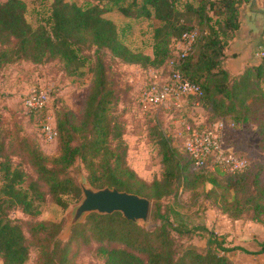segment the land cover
Wrapping results in <instances>:
<instances>
[{
    "label": "trees",
    "instance_id": "obj_1",
    "mask_svg": "<svg viewBox=\"0 0 264 264\" xmlns=\"http://www.w3.org/2000/svg\"><path fill=\"white\" fill-rule=\"evenodd\" d=\"M125 1L95 0L78 5L68 0H53L47 18L35 26L26 18L24 1L0 3V70L17 60L34 64L58 60L66 68L72 63L81 67L91 62V58L79 55V45L95 48L90 88L79 121L75 122L69 110H55L58 153L52 164L48 165L41 151L32 147V165L37 175L32 179L19 168L0 161L2 264H25L31 245L38 249L36 264H77L79 247L91 242L97 244L103 264H233L224 253L226 249L211 239L213 232L203 248L190 243L184 245L175 233L187 230L175 225L161 211L162 198L171 195L177 198L196 179L212 185L207 196L213 195L222 214L264 224L261 165L250 167L248 163L238 173L198 168L186 151L174 147L161 132L155 137L164 170L161 179L147 183L126 164L123 114L117 111L113 80L98 55L104 49L124 64L162 69L177 58L176 43L182 34L194 31L193 47L181 69L202 88V96L194 100L206 111V123L224 119L244 124L253 101L259 99L264 106V64L260 60L241 73L232 74L224 68L223 61L228 40L239 27V7L245 0H131L124 4ZM113 8L130 19L143 16L157 20L151 55L127 47L121 38L125 29L120 30L104 16ZM189 13L195 17L194 23L186 20ZM259 134L264 139V123ZM235 149L240 157L246 158ZM77 161L84 167L86 183L93 188L109 186L150 199V220L160 221L158 225L147 229L119 212H92L72 227L65 240H59L55 236L62 228L60 223L34 221L24 231L20 224L10 220L7 210L16 207L27 215L37 216L39 209L35 202L40 203L47 195L63 207L68 204L64 196L80 199L81 187L70 172ZM251 188L254 193L244 196Z\"/></svg>",
    "mask_w": 264,
    "mask_h": 264
},
{
    "label": "rangeland",
    "instance_id": "obj_2",
    "mask_svg": "<svg viewBox=\"0 0 264 264\" xmlns=\"http://www.w3.org/2000/svg\"><path fill=\"white\" fill-rule=\"evenodd\" d=\"M6 0H0V3ZM26 4V18L33 26L47 18L53 0H22ZM82 5L95 0H68ZM131 0H126L124 4ZM102 4V2H101ZM121 32L122 40L129 49L135 52L152 54L153 28L157 24L151 18H126L120 11L113 8L106 13ZM187 21L195 22V17L189 13ZM129 25V28H126ZM95 48L84 44L79 45V55L91 58V62L83 66L72 63L65 67V63L55 60L42 64H34L26 60H17L6 64L0 70V161L11 168H19L27 177L36 179V172L32 165L31 148L37 147L47 158L48 165L57 155V140L46 143L40 137L39 117L30 115L23 105L25 96L39 87L51 90V100L54 111L69 110L73 113L77 123L84 107V101L90 88L91 66L95 61ZM252 47L245 48L241 58L253 57ZM251 53V54H250ZM108 77L115 87L117 94L116 108L123 114L124 134L126 143V164L136 174L150 183L153 179H161L163 166L157 144L158 133H163L171 144L180 151H184V123L194 126L208 125L207 113L189 100L183 107L174 111H160L158 113L145 110L140 105L137 95L144 84L147 70L152 67L124 64L111 57L107 50H99ZM264 89V88H263ZM257 90V88H255ZM255 96H258L256 94ZM260 96V95H259ZM259 98V97H258ZM157 115V118L153 116ZM264 123V106L259 99L253 101L248 121L233 128L227 127L225 142L238 148L240 154L247 158L250 167L261 165V179L264 182V139L259 134ZM71 174L78 184L85 181L86 172L83 165L77 161L71 168ZM1 184V183H0ZM212 185L208 182L191 180L189 188L182 189L177 198L167 196L162 198L161 211L168 215L170 221L179 224L186 232L175 233L178 240L185 244H195L199 247L208 245L210 233L216 228V220L221 213L214 201L213 195L207 196ZM254 193L252 188L243 193L249 196ZM142 196V195H141ZM68 203L63 207L56 204L49 195L43 201L35 202L39 209L37 216H30L22 212L19 207L7 210L12 222L20 224L24 231H28L34 221H52L60 223L62 228L55 239L65 240L72 227L85 220L82 217L78 223L67 229L74 207L80 199L64 196ZM151 201V200H150ZM152 209V201H151ZM150 209V213H151ZM160 221L149 219L147 223L139 225L150 229ZM179 227V226H178ZM217 229V228H216ZM97 244L91 242L82 244L76 255L77 264H103L104 258L96 250ZM38 249L31 245L29 257L25 264H36ZM0 264L2 260L0 258Z\"/></svg>",
    "mask_w": 264,
    "mask_h": 264
},
{
    "label": "built area",
    "instance_id": "obj_3",
    "mask_svg": "<svg viewBox=\"0 0 264 264\" xmlns=\"http://www.w3.org/2000/svg\"><path fill=\"white\" fill-rule=\"evenodd\" d=\"M196 33L184 32L176 43L177 58L171 60L162 69H149L144 84L137 95L140 105L151 112L174 111L191 100L201 97L203 92L199 84L190 81L181 66L184 58L191 51ZM264 64V43L255 52ZM23 105L29 113L39 117L40 137L46 142L57 138L55 111L52 106L51 90L45 87L32 89L24 98ZM238 123L219 119L208 125L194 126L184 123V151L198 168L206 167L211 171L238 173L247 166L246 158L236 153L235 146L225 142L227 127L233 128Z\"/></svg>",
    "mask_w": 264,
    "mask_h": 264
},
{
    "label": "crops",
    "instance_id": "obj_4",
    "mask_svg": "<svg viewBox=\"0 0 264 264\" xmlns=\"http://www.w3.org/2000/svg\"><path fill=\"white\" fill-rule=\"evenodd\" d=\"M239 14V27L228 40L223 61L224 68L232 74L241 73L247 66L260 62L255 52L264 43V0H245L239 7ZM104 16L112 20L106 13ZM249 46H254L253 57L241 58ZM216 223L217 229L212 231L214 236L211 239L226 249L224 253L233 264H264V224L232 219L222 213Z\"/></svg>",
    "mask_w": 264,
    "mask_h": 264
},
{
    "label": "water",
    "instance_id": "obj_5",
    "mask_svg": "<svg viewBox=\"0 0 264 264\" xmlns=\"http://www.w3.org/2000/svg\"><path fill=\"white\" fill-rule=\"evenodd\" d=\"M80 187L81 199L72 211L67 229L92 212L99 214L119 212L125 219L134 223H147L151 209L150 199L109 186L93 188L84 185L83 181L80 182Z\"/></svg>",
    "mask_w": 264,
    "mask_h": 264
}]
</instances>
